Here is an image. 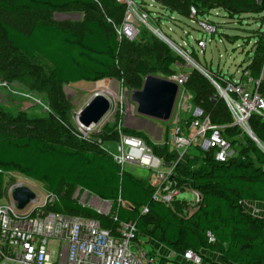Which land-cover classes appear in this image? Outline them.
Segmentation results:
<instances>
[{
	"label": "trees",
	"instance_id": "trees-1",
	"mask_svg": "<svg viewBox=\"0 0 264 264\" xmlns=\"http://www.w3.org/2000/svg\"><path fill=\"white\" fill-rule=\"evenodd\" d=\"M151 1L161 12L168 10L169 1L179 2L188 15L190 8H194L199 18L216 9L224 11L230 19L244 13L264 14V0ZM119 7L125 6L114 0H0V12L9 15L43 16L70 10L94 15L83 19L79 30L34 21L24 32L0 21V41L3 43L0 48L6 51L0 52V81L9 84L24 74L22 69L27 65L15 62L14 54L25 61L39 59L48 67L49 74L46 77L41 75V83L64 85L116 79L120 43L102 11L110 17L109 11ZM180 13L183 16V12ZM263 19L264 16L261 21ZM254 46L246 70L257 79L264 71L262 34ZM167 52L160 58V65L169 71L170 77L174 75L170 70L178 58L171 56L170 50ZM191 57L196 61L193 49ZM129 68L136 77L151 73L148 64L140 57L133 58ZM188 81L199 92L214 97V110L209 113L204 110L211 109L213 102L208 106L207 98L203 101L195 99V106L201 108L213 124L228 125L231 122L229 112L210 82L195 70L188 74L184 90ZM258 92L264 98V79ZM59 99H53L57 101L56 105ZM51 121L56 122L53 118ZM61 122V129L73 134V127ZM250 126L264 144V123L251 117ZM105 130L112 133L111 142L117 139L116 132L107 126ZM122 132L141 138L155 156L166 162L173 161L174 155L168 152L166 145L151 142L142 131L123 129ZM223 137L237 152L235 158L219 163L214 161L212 153L203 154L195 148L185 162L175 168L173 179L176 185L200 195V202L190 215H186L185 200H176L172 208L154 201L153 191L146 180L121 171L111 156L101 150L44 138L39 134L14 133L4 128H0V188L4 174L11 172L40 183L52 195L58 194L63 186L79 188L101 201L110 202L113 206L111 213L103 216L89 207L62 198L53 203L50 211L96 219L102 228L113 232L121 223H134L137 239H148L177 254L189 250L196 253L208 251L220 254L221 264H264V218L250 215L241 206L244 201L264 203V154L237 128L225 129ZM142 208L147 210L146 214H141ZM208 234L213 241L209 240Z\"/></svg>",
	"mask_w": 264,
	"mask_h": 264
},
{
	"label": "built area",
	"instance_id": "built-area-1",
	"mask_svg": "<svg viewBox=\"0 0 264 264\" xmlns=\"http://www.w3.org/2000/svg\"><path fill=\"white\" fill-rule=\"evenodd\" d=\"M114 1L123 4L127 10V16L118 34L131 39L138 22L147 26L149 17L142 8L139 10V3L135 0ZM190 15L196 20V11L192 7ZM196 22L203 34L212 36L216 32L215 25L203 20ZM150 29L158 39L177 53L183 62L191 64L210 82L217 97L224 102L231 119L228 125L213 124L201 108L194 106L190 108L187 119L169 121L171 127L166 142L160 145H166L168 152L174 155L171 162L155 156L141 138L126 135L120 126L117 127V139L109 144L113 146V151L104 149L105 153L111 156L121 171L125 170V166H135L151 173L146 181L153 191L152 199L172 208L173 203L180 200L179 195L185 190L174 182L175 168L185 162L190 156V150L197 148L203 154L212 153L214 161L219 163L237 156L230 142L223 137L225 129L237 128L264 154V144L254 135L250 126L251 117H256L264 123V98L258 92L264 79V71L262 70L257 79H253L245 71L244 77L239 81L212 75L191 57V53L169 40L159 29ZM262 35L264 38V33ZM196 47L203 52L206 48L205 39L197 40ZM174 68L178 69L177 63L173 65ZM187 78V73L178 70L168 80L177 84L180 94ZM76 114L73 132L86 138L88 134L104 128L103 123L109 111L99 124L90 128L78 123ZM161 168L164 171H160ZM21 186L33 192V187L23 182L13 184L8 189L9 201L0 205V264H213V257L219 256L218 253H196L190 250L177 254L148 239L142 242L137 239L135 224L131 222L121 223L113 232L102 228L96 219L46 211L44 207L47 202L53 203L51 194L40 197L33 192L37 200L30 202L23 210H18L11 200V193ZM191 192L195 199L193 202H187L186 215L192 214L200 202V195L195 191ZM90 204H96V201L90 199ZM241 206L250 215L264 218V203L244 201ZM97 209L95 211L98 214L109 215L110 207L106 204L101 202ZM140 212L146 214L147 210L142 208ZM208 236L209 240L213 241L209 234Z\"/></svg>",
	"mask_w": 264,
	"mask_h": 264
},
{
	"label": "rangeland",
	"instance_id": "rangeland-1",
	"mask_svg": "<svg viewBox=\"0 0 264 264\" xmlns=\"http://www.w3.org/2000/svg\"><path fill=\"white\" fill-rule=\"evenodd\" d=\"M135 2H141L139 10L142 8L146 11L145 13L149 18L146 22L148 27L144 23L138 22L135 34L131 39H126L118 34L127 16L126 7L110 10V17L102 11L107 20L111 22V26L120 43L116 79L109 78L95 83L77 82L64 85L41 83V75L46 77L49 74L48 67L39 59L25 61L14 54L15 62H25L27 66L22 69L24 71L22 77L13 79L5 87L2 85L4 83L1 82L0 84V94L5 97L0 100V128L14 133L39 134L44 138L75 143L85 148H96V150L98 149L103 152H105L104 149L113 151V146L109 145L111 142L109 137H111L112 133L106 132L105 126L113 132H116L119 126L122 130H141L151 142L163 144L166 142L168 131L171 127L170 123L151 120L139 121L138 118L134 117V105L130 102L129 96H125L126 93L130 94L133 91L140 90L144 80V77L134 76L132 70L129 68L130 61L135 57H140V59H143L148 64V68L151 71L149 75L167 80L170 74H168L169 71L167 72L161 67L160 58L168 54V49L172 53L171 56L178 58V69L174 68L170 72L173 71L176 74L178 70H181L188 75L193 70H198L191 64L180 61L179 55L158 39L150 28L159 29L169 40L183 47L189 53L193 49L196 53V62L212 75L233 81H239L244 77L245 70L253 56L254 45L259 35L264 33V21H261L264 14L253 16L251 13H244L240 17L230 19L224 11L220 9L212 10L210 15L204 18H196L198 21H207L217 26L216 33L211 36L202 33L195 18L190 13L188 15L179 2L169 1L166 5L168 10L163 12L151 0H135ZM172 10L174 11L171 12ZM180 12H183V16L180 15ZM57 14H64L67 17L63 18ZM36 15H9L0 12V21L24 32L31 27L34 21L57 23L73 30H79V24L83 19L94 16L80 10L45 13L43 16ZM150 15H152V18ZM201 38H204L206 41V48L203 52L196 47V41ZM0 45H3L1 41ZM0 52L4 53L6 51L0 48ZM102 82H109V89L99 86V83L101 84ZM98 92L102 93L110 104L109 115L103 123L104 128L88 134L86 138L74 132L72 134L71 132L67 133L62 130L60 127L61 120L70 128L71 126L75 128V114L86 104L92 95ZM205 98H207L208 106L209 102H213L211 109L204 110L209 113L210 110H214L215 101H213V95H205L199 92L188 81L185 90L183 88L177 97L170 121L187 119L190 108L195 106V99L203 101ZM53 99H59L60 101L56 105L55 102L57 103V101L54 102ZM51 118L55 119L56 122L51 121ZM48 120L49 123H47ZM99 139L101 143H99ZM124 171L144 180H148L151 176V173L148 171L135 166H125ZM160 171H164L163 168ZM19 182L33 187V192L39 194L40 197L49 194L40 183L16 172H11L4 174L3 183L0 188V205H4L5 202L9 201L10 195L8 189L10 186ZM51 196L54 204L60 198L80 204L84 191L74 187L63 186L58 194H51ZM90 196L88 195L85 198L82 205L89 206L93 210H98V205L97 207H93L96 204H92L93 206L89 205ZM179 199L193 202L195 196L191 190L185 189L179 195ZM53 203L47 202L44 210H52ZM112 210L113 206L110 204L109 213ZM177 215L180 214L178 213ZM141 240L142 242L144 241L143 238Z\"/></svg>",
	"mask_w": 264,
	"mask_h": 264
},
{
	"label": "water",
	"instance_id": "water-1",
	"mask_svg": "<svg viewBox=\"0 0 264 264\" xmlns=\"http://www.w3.org/2000/svg\"><path fill=\"white\" fill-rule=\"evenodd\" d=\"M63 18L64 14H57ZM179 94V87L171 80L161 79L153 75L144 77L140 90L133 91L129 96L130 102L134 105V117L139 121L145 120L168 123L171 120L172 113ZM110 109L108 100L102 94H94L87 104L76 114L78 123L86 128L93 127L105 117ZM141 131V130H137ZM78 190H80L78 188ZM89 194L84 191L81 205ZM90 199L96 201L97 207L101 202L110 207V202L101 201L97 197L90 196ZM11 200L18 210H23L30 202L37 200L36 195L28 188L21 186L11 193Z\"/></svg>",
	"mask_w": 264,
	"mask_h": 264
},
{
	"label": "bare ground",
	"instance_id": "bare-ground-1",
	"mask_svg": "<svg viewBox=\"0 0 264 264\" xmlns=\"http://www.w3.org/2000/svg\"><path fill=\"white\" fill-rule=\"evenodd\" d=\"M107 81V80H106ZM99 86H101L104 89H109V82H102L101 84L99 83ZM102 92V91H100ZM96 94H102V93H96Z\"/></svg>",
	"mask_w": 264,
	"mask_h": 264
},
{
	"label": "crops",
	"instance_id": "crops-1",
	"mask_svg": "<svg viewBox=\"0 0 264 264\" xmlns=\"http://www.w3.org/2000/svg\"><path fill=\"white\" fill-rule=\"evenodd\" d=\"M141 179V178H140ZM250 203H253V202H250ZM219 256L218 257H216V256H214L213 258H215V261H214V263L213 264H220L221 263V257H220V254H218Z\"/></svg>",
	"mask_w": 264,
	"mask_h": 264
},
{
	"label": "flooded vegetation",
	"instance_id": "flooded-vegetation-1",
	"mask_svg": "<svg viewBox=\"0 0 264 264\" xmlns=\"http://www.w3.org/2000/svg\"><path fill=\"white\" fill-rule=\"evenodd\" d=\"M2 83H4L3 85L4 86H7V83H5V82H2ZM0 84H1V81H0ZM6 84V85H5ZM3 98H5L2 94H0V100H2Z\"/></svg>",
	"mask_w": 264,
	"mask_h": 264
}]
</instances>
